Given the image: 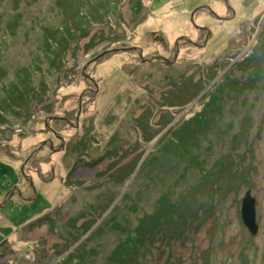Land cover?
<instances>
[{"label":"rangeland","instance_id":"374dc122","mask_svg":"<svg viewBox=\"0 0 264 264\" xmlns=\"http://www.w3.org/2000/svg\"><path fill=\"white\" fill-rule=\"evenodd\" d=\"M132 1L0 0V248L9 253L0 254V264H264V49H259L264 45V0H232L245 21L234 25L232 40L224 47L213 49L212 43L200 50L181 41L175 56L178 35H194V25H202L199 17L212 23L204 11L193 16V25L191 14L213 0H141L146 15L134 26L139 36L127 27L138 20L128 24L123 18L131 16ZM111 12L120 15L128 35L124 41L140 40L145 54L158 50L167 60L177 58L169 68L176 80L168 99L183 109L169 118L167 127L172 128L160 142L169 147L126 151L122 163L134 160L130 174L122 168L120 175L103 181L115 165L107 159L98 174L100 183L83 187L69 179L70 172L78 161L99 158L104 149L51 152L47 146L31 163L24 160L45 139L55 138L46 120L68 146L72 127L48 116L50 110L72 120L76 116L83 84L69 85L82 76L65 74L69 45L73 34L78 47L89 40V32L103 31L106 21L119 25ZM143 31L152 37L162 34L170 46L163 49L154 38L142 40ZM88 55L81 57L83 63ZM255 55L261 62L253 59L244 72L241 64L248 65L245 59ZM125 59L137 61L127 53L122 59L110 56L97 70L93 65V74L106 79ZM217 60L224 73L233 68L235 77H243L218 96L212 85L223 75L195 85L200 70L192 76L188 74L196 67L184 71V64L204 71ZM204 88L208 91L202 99L189 101ZM115 98L103 94L88 100L79 136L85 122L93 126L104 116L99 123L105 125L94 128L105 131L115 121L106 120L108 114L121 118ZM56 142L58 148L60 140ZM248 190L256 198L255 235L241 214ZM96 206L97 213L91 208Z\"/></svg>","mask_w":264,"mask_h":264},{"label":"flooded vegetation","instance_id":"af4514ba","mask_svg":"<svg viewBox=\"0 0 264 264\" xmlns=\"http://www.w3.org/2000/svg\"><path fill=\"white\" fill-rule=\"evenodd\" d=\"M132 3L133 4H131V6L128 3V10L131 13V16L126 17L123 15V18L128 24H130L133 19L138 20L134 21L135 25L132 26V24H130L131 26H127L135 29L139 19L144 18L143 16L146 15V9H141L143 6L141 0L137 2L133 0ZM204 11H207L206 17L209 18L212 23H204L202 25L199 24L200 26H197L194 25L195 22H192L196 28V33H194V35L189 33L178 35V40L176 41V44L174 43L172 48L174 56L177 51L179 52L181 49L179 44L181 41L188 43L192 48H199L200 50L207 49L212 43L213 49L216 47H224L226 42H230L232 40V33L235 31L234 25L245 21V19L240 20L241 16H239L238 8L233 4L232 0H213L211 4L202 3L195 8L193 11L194 14L192 12L191 17L196 16L198 12ZM121 12L124 14L126 13L124 10ZM111 16L112 21L116 22V24L119 23V25L114 26L113 24H110L108 21H106L105 26H101L103 31L95 30L93 33L92 31L89 32V34H86L85 36L86 38L89 37V40H86L82 45H78V47H76V40L73 34L72 43L69 45L67 60L70 61V64L65 74L74 75L75 73H78L79 76H82L76 81L74 79L72 84L69 85H76L77 83L83 84V89L78 96L76 116L75 119L72 120L70 117H65L63 115H54L52 110H50L51 115L48 116L51 119H56L63 123H67L68 126L72 127L71 129H73L74 133L71 135L72 137L67 140L68 146L66 144V139L62 137L55 128L48 126V122L46 120L44 124L47 125L51 131H48L46 128L43 130L52 132L55 138L52 137L45 139L42 144L36 147L35 152L33 154H29L24 160L25 165L31 163L34 161V158L37 157L38 153L47 146L50 148L51 152H61V150H63L65 147L66 149L68 148V150H81L85 152H89L90 150L104 149L103 154L99 158L94 159L87 157L85 161H78L73 170L70 172L69 179L74 182H81L83 187H90L93 184L100 183L101 180L99 179L98 174L104 169V161L107 159L111 160L109 165H115L111 167L110 170L106 171L109 174L106 176L107 180L105 178L103 181L110 180L113 174L120 175V170L122 168H127V175L130 174L129 166L134 160L132 159L127 163H122L123 154H125L126 151L133 152L135 150L146 149L154 150L157 146L159 148L160 146L163 148L169 147L170 145L162 144L160 142L165 138L172 128L167 127L170 123L169 118H173V115L177 114L181 109H183L182 105L180 107H176V105L171 104V100L168 99V97L171 96V90L175 86L173 84L175 78H173L172 74L169 73V68L171 65H175L177 58L176 60L174 58L172 60L173 62L169 63L168 61L171 60H167L168 57L158 50H156L155 53L148 52L145 54L146 47L140 43V40L134 43L124 41V39H128V35L124 31L123 23L120 22V15H116L111 12ZM157 17H159V15H157ZM124 24L126 23L124 22ZM112 27H117L115 32H112ZM260 27L264 29V19H262ZM138 29L139 27H137L135 30L138 32L139 36L140 32ZM105 33L106 39L104 42H102L103 40L101 38ZM150 33L151 32L143 31L141 33L142 40L148 41L149 39L154 38L156 40H160V44L163 49L170 46L169 42H166L165 39L162 38V34H157L152 37ZM123 34L126 35L123 37ZM184 36L190 37L192 41L183 39ZM101 44H103L102 47L96 49L98 45ZM112 45L115 46L112 47ZM261 45L262 46H260L259 49L263 50L264 45ZM227 47H229V44ZM230 49L232 51V62L234 60V49ZM126 53L136 57L137 61L126 62V59L123 60L120 65L115 66V70L111 69L110 76L106 79L103 76H99V79H97V77L94 75L95 72L93 74L94 64L97 63L94 68L97 70V66L102 62L103 59H109L110 56L118 57L119 59L121 57L122 59L123 54ZM87 54H89V59L83 63L81 57L83 56V58L87 59V56H85ZM228 58L231 59L230 56ZM253 59L256 60L255 63L257 61L261 62V60L257 58V55L252 58L245 59V61H249L251 63L248 65H246L245 62L241 64L243 68L242 70L244 72L250 70L248 66L252 65ZM239 61L241 60H238L236 63ZM114 63L116 62H112V64ZM215 63L216 64H211L212 68L207 65L204 71L202 69H197L198 67L196 65L189 66L187 68V65L184 64V71L188 74V71H191L196 67L194 72L188 74L192 76L200 70L197 73L195 85L200 83L205 84V81L203 80L205 77L208 78L209 76H216L218 74H221V76L223 75L221 79H218V82H214L212 85L214 94L216 93V96H218L226 87L233 85L236 78L242 79L243 77H235L234 73L231 72V69L233 68H230L229 71L224 73V71H222L219 67V61L217 60ZM253 67L258 68L260 66L254 65ZM229 73H232V75L229 76ZM115 76L118 78L114 79ZM249 77L250 76L247 75L244 77V80H247ZM99 81L103 82L102 87L99 85ZM105 82H107L106 86L104 85ZM207 91L208 88H204L201 92L197 91L192 95L189 101L191 102L194 98H197L198 100L202 99ZM100 94H113L116 96L115 103H117L118 108H121L123 112L121 118H119L120 114L118 115L113 112L108 114L106 116V120L110 121L115 118V121L118 122L112 121L113 123L109 124L111 128L105 131L99 128L96 130V128H94L96 120H94L93 126H90L93 124V122H90L89 125L87 122H85L87 128L83 129L82 134L79 136L77 131L81 128V122L85 118V116L82 114L84 109L87 108L88 100L92 98L97 99L101 96ZM45 105L46 104L42 106ZM110 105L107 108H109ZM103 117L104 116H101L98 119L96 125L99 126L103 124L99 123L101 119L104 121ZM90 118L96 119L97 116L92 114ZM184 121L185 120H183V122ZM155 137L157 138L155 139ZM58 140H60L58 144L59 146L58 148H55L57 143L56 141ZM103 197L104 196L102 193V195L99 196V199ZM58 208L54 209L55 211H52L53 215L57 213ZM91 208L95 209V213H97V206ZM91 217H93V214H90V216L87 218V221L90 220ZM38 225L39 223H37V226ZM29 230L30 227L27 229V231ZM0 254L2 256H6V254L9 253H4V251H2L0 248Z\"/></svg>","mask_w":264,"mask_h":264},{"label":"water","instance_id":"95a60500","mask_svg":"<svg viewBox=\"0 0 264 264\" xmlns=\"http://www.w3.org/2000/svg\"><path fill=\"white\" fill-rule=\"evenodd\" d=\"M192 21L194 22L193 17ZM183 39H188L189 41H192L191 38L188 36H184ZM168 62L171 63L173 61ZM241 214L242 220L248 230L254 235L257 234L259 230V225L257 224L256 220V198L255 196H253L250 190L245 193L242 199Z\"/></svg>","mask_w":264,"mask_h":264},{"label":"crops","instance_id":"0c3cea01","mask_svg":"<svg viewBox=\"0 0 264 264\" xmlns=\"http://www.w3.org/2000/svg\"><path fill=\"white\" fill-rule=\"evenodd\" d=\"M201 4H202V3H201ZM199 21H200V22H199L200 24H204V23L202 22V19H201L200 17H199Z\"/></svg>","mask_w":264,"mask_h":264}]
</instances>
